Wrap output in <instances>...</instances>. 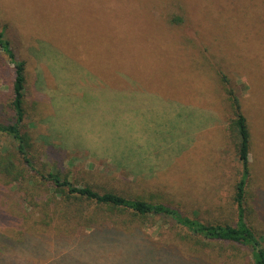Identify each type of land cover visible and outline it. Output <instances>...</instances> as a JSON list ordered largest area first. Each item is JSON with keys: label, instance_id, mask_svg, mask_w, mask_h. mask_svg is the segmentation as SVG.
Masks as SVG:
<instances>
[{"label": "rangeland", "instance_id": "rangeland-1", "mask_svg": "<svg viewBox=\"0 0 264 264\" xmlns=\"http://www.w3.org/2000/svg\"><path fill=\"white\" fill-rule=\"evenodd\" d=\"M0 3L10 6L1 15L10 27L19 29L17 14L26 16L31 29L25 35L37 32L60 47L42 45L48 54L38 60L41 81L32 55L22 52L31 73L28 122L44 119L58 133L52 141L60 153L53 156L54 148L32 130L30 156L38 169L61 168L76 185L235 224L233 197L242 173L239 140L230 127L236 97L251 133L247 193L254 199L261 190L264 197V0ZM169 14L183 24L166 25L162 16ZM15 42L22 43L20 36ZM0 92H7L2 79ZM13 145L0 136L2 149ZM249 207L248 221L264 240V220ZM160 225L145 231L157 238ZM222 248L202 264H232V257L252 264L243 247Z\"/></svg>", "mask_w": 264, "mask_h": 264}, {"label": "trees", "instance_id": "trees-1", "mask_svg": "<svg viewBox=\"0 0 264 264\" xmlns=\"http://www.w3.org/2000/svg\"><path fill=\"white\" fill-rule=\"evenodd\" d=\"M7 10L10 6L0 3V79L7 86L6 93L0 92L4 97L0 98V136L11 138L14 145L0 147V264H202L220 256L214 249L223 251L224 246L243 247L252 264H264V240L247 215L251 205L250 210L264 220V197L261 190L254 199L247 193L251 133L238 98H233L235 118L230 125L239 140L242 165L233 197L235 224L205 222L167 203L76 185L61 168L38 169L30 156L34 128L43 145L54 148L53 156L60 149L52 141L58 133L46 120L28 122L26 90L31 73L22 52L32 55L34 76L41 81L38 60L48 54L42 45L48 41L59 46L37 32L25 35L31 29L26 16L16 15L19 29L10 27L1 17ZM170 15L162 16L166 25L183 24V18ZM17 35L22 49V43L16 45ZM129 156L121 155L125 160ZM116 163L125 168L122 160ZM159 223L157 238L146 233V228ZM230 262L238 263L235 257Z\"/></svg>", "mask_w": 264, "mask_h": 264}]
</instances>
